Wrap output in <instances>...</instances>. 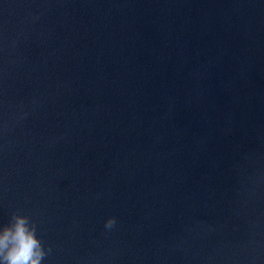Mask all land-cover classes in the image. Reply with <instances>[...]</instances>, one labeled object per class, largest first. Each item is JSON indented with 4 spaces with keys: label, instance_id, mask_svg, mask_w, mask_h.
I'll use <instances>...</instances> for the list:
<instances>
[{
    "label": "water",
    "instance_id": "water-1",
    "mask_svg": "<svg viewBox=\"0 0 264 264\" xmlns=\"http://www.w3.org/2000/svg\"><path fill=\"white\" fill-rule=\"evenodd\" d=\"M14 215L41 264H264V0H0Z\"/></svg>",
    "mask_w": 264,
    "mask_h": 264
},
{
    "label": "clouds",
    "instance_id": "clouds-1",
    "mask_svg": "<svg viewBox=\"0 0 264 264\" xmlns=\"http://www.w3.org/2000/svg\"><path fill=\"white\" fill-rule=\"evenodd\" d=\"M43 256L35 228L25 216L14 215L8 224L0 226V264H41Z\"/></svg>",
    "mask_w": 264,
    "mask_h": 264
}]
</instances>
